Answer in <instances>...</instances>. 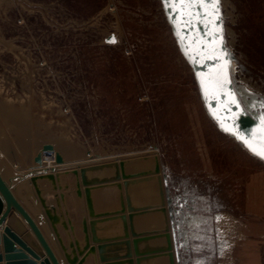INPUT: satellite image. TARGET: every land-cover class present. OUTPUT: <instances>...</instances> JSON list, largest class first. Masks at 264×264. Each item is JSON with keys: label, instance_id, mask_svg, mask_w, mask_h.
<instances>
[{"label": "rangeland", "instance_id": "374dc122", "mask_svg": "<svg viewBox=\"0 0 264 264\" xmlns=\"http://www.w3.org/2000/svg\"><path fill=\"white\" fill-rule=\"evenodd\" d=\"M220 5L232 85L245 108L264 113V0ZM47 142L69 159L60 191L79 227L77 178L89 220L80 168L153 155L180 222L203 196L240 209L245 183L248 204H264V160L209 113L162 0H0V165L21 175ZM16 186L40 206L31 183ZM108 190L109 208L117 189ZM124 250L106 245L99 264H128ZM175 253L178 264L189 256Z\"/></svg>", "mask_w": 264, "mask_h": 264}, {"label": "water", "instance_id": "95a60500", "mask_svg": "<svg viewBox=\"0 0 264 264\" xmlns=\"http://www.w3.org/2000/svg\"><path fill=\"white\" fill-rule=\"evenodd\" d=\"M166 12L182 51L195 70L209 113L221 127H236L246 136L251 133L250 138L259 147L264 140V132H261V117H264V113H251L249 106L245 108L232 81L226 91H231L239 108L230 103L232 96H226L214 87L213 77L223 61L207 58L212 54L211 43L199 55L193 51L197 46L186 48L192 45V31L183 25L174 24L170 18L175 15L172 10ZM220 26L223 29V20ZM203 39L209 41L211 37L203 35ZM114 41L116 37L113 35L107 38V42ZM226 51L228 52L227 48ZM232 61L230 54V66ZM51 152L54 153L55 166L46 168L43 165V155ZM65 162L55 146L47 142L40 146L32 163L26 165V171L21 175L16 174L5 179L0 171V264H99V260L107 259L102 250L109 244L124 245V257L128 264H178L173 210L165 179L159 173L156 155L80 168L89 218L87 220L84 206L82 208L81 205V182L77 178L75 208L80 210V227L74 222L77 217H74V221L69 217L65 195L60 191L66 187L60 183L59 178L61 173L66 175L59 171ZM108 170L114 171L113 175L101 176ZM73 172L76 177L79 176L77 171ZM94 174L96 176H92ZM28 182L31 183L41 206L38 214L31 213L15 193L17 183ZM108 188H112L113 192L117 189V197L114 198L116 200L109 208L100 199L109 195ZM93 196L98 200L95 204ZM42 223L49 226L55 240L53 245L42 230ZM120 226L123 231L121 234ZM77 231L83 234V240L79 239ZM131 242L134 255L137 256L135 263L132 259Z\"/></svg>", "mask_w": 264, "mask_h": 264}, {"label": "crops", "instance_id": "0c3cea01", "mask_svg": "<svg viewBox=\"0 0 264 264\" xmlns=\"http://www.w3.org/2000/svg\"><path fill=\"white\" fill-rule=\"evenodd\" d=\"M0 171L5 179L10 177V170L2 165ZM247 187L245 183V201L240 209L214 205L208 195L200 197L205 203L186 212L181 222L173 215L177 256L184 252L189 255L183 264H264V204L257 198L260 204L249 205Z\"/></svg>", "mask_w": 264, "mask_h": 264}, {"label": "snow or ice", "instance_id": "6c2138e0", "mask_svg": "<svg viewBox=\"0 0 264 264\" xmlns=\"http://www.w3.org/2000/svg\"><path fill=\"white\" fill-rule=\"evenodd\" d=\"M166 10H172L175 13L170 17L174 24L183 25L189 30H193L196 35L192 37V45L186 46V48L197 46L193 51L199 55L201 51L207 48L208 44H212L211 55H208V59L223 61L219 65V68L213 77L214 87L219 89L224 95L232 96L230 103L236 105L239 108L237 100L228 89V85L231 83L229 77V60L230 54L226 51V46L222 38L223 29L220 26L222 23V17L220 14V0H162ZM179 17V20H176ZM198 25L204 26V36L211 37V40L205 41L199 33ZM187 39V37H182ZM216 53H219L218 55ZM191 56V53H188ZM203 87V82H202ZM261 132H264V117H261ZM226 132L235 136L241 141L254 155L264 160V140L260 142V146L257 147L253 140L249 136L241 133L236 127H227L222 125Z\"/></svg>", "mask_w": 264, "mask_h": 264}, {"label": "bare ground", "instance_id": "6f19581e", "mask_svg": "<svg viewBox=\"0 0 264 264\" xmlns=\"http://www.w3.org/2000/svg\"><path fill=\"white\" fill-rule=\"evenodd\" d=\"M203 26V25H202ZM201 25H198L197 27L199 28V35L201 36V37H203V35H204V31H205V29H204V26L202 27ZM202 27V28H201ZM192 31V35L194 36V35H196L197 33H195L193 30H191ZM12 117V116H11ZM13 118H14V116H13ZM16 118V117H15ZM17 120V119H16ZM22 123V122H21ZM19 126H21V125H19ZM23 126H25V125H23ZM23 129V128H22ZM21 129V130H22ZM20 132H23V131H20ZM26 134V133H25ZM24 134V135H25ZM10 139V138H9ZM11 140H13L14 141V139H11ZM23 141H24V139H23ZM22 140H21V142L23 143V144H25L24 142H23ZM8 142H9V144H10V141H7V144H8ZM31 145V144H30ZM29 145V146H30ZM10 146H11V148L13 147V145L12 144H10ZM23 146H25L24 148H26L27 146L26 145H23ZM40 148V147H39ZM56 148V147H55ZM57 149V148H56ZM23 150H25V149H23ZM60 153H61V150L58 148L57 149ZM10 151V150H9ZM12 151V150H11ZM14 151V150H13ZM25 151H27V150H25ZM11 154V153H10ZM15 154V153H14ZM62 154V153H61ZM16 155V154H15ZM63 155V154H62ZM63 157L65 158V165L67 164V161L69 160V159H67L64 155H63ZM77 157H80V156H77ZM85 157V156H84ZM79 159V158H78ZM95 159V158H94ZM77 161V160H76ZM69 162V161H68ZM75 162V161H74ZM30 163H32V161L30 160ZM43 165L46 167V168H50V167H52V166H55V161H54V153L53 152H51L50 154H44L43 155ZM6 168V166L4 167L3 166V169L4 170H6L5 169ZM19 168H22V167H20L19 166ZM20 171V170H19ZM11 177V176H10ZM20 187V186H19ZM19 187H16V189H15V193H16V195L21 199V201L23 202V204H25V206L33 213V214H38L39 213V211H40V206H34V207H32L31 205H29V204H26L27 202H26V200L28 199V198H26L25 200L23 199V197H21V196H19V194H18V189H19ZM21 191V190H20ZM26 202V203H25ZM33 204L34 205H37L36 203H35V201H33ZM38 212V213H37ZM42 230L44 231V233H45V235L47 236V239L50 241V243L52 244L53 242L55 243V240L53 239V235L51 234V230H50V228H49V226L47 225V224H44V223H42ZM53 243V244H54ZM52 244V245H53ZM57 249V248H56ZM57 252L59 253V250L57 249Z\"/></svg>", "mask_w": 264, "mask_h": 264}]
</instances>
